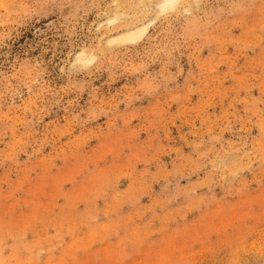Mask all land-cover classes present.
<instances>
[{
	"label": "rangeland",
	"instance_id": "rangeland-1",
	"mask_svg": "<svg viewBox=\"0 0 264 264\" xmlns=\"http://www.w3.org/2000/svg\"><path fill=\"white\" fill-rule=\"evenodd\" d=\"M0 264H264V0H0Z\"/></svg>",
	"mask_w": 264,
	"mask_h": 264
},
{
	"label": "bare ground",
	"instance_id": "bare-ground-1",
	"mask_svg": "<svg viewBox=\"0 0 264 264\" xmlns=\"http://www.w3.org/2000/svg\"><path fill=\"white\" fill-rule=\"evenodd\" d=\"M140 33H141V31H140ZM137 35V34H136ZM133 36H135V34L133 35ZM132 36H130V38H131ZM136 38V37H135ZM132 40V39H131Z\"/></svg>",
	"mask_w": 264,
	"mask_h": 264
}]
</instances>
